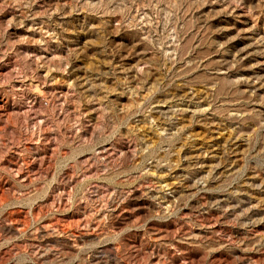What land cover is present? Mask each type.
<instances>
[{
    "label": "rangeland",
    "instance_id": "obj_1",
    "mask_svg": "<svg viewBox=\"0 0 264 264\" xmlns=\"http://www.w3.org/2000/svg\"><path fill=\"white\" fill-rule=\"evenodd\" d=\"M0 264H264V0H0Z\"/></svg>",
    "mask_w": 264,
    "mask_h": 264
}]
</instances>
